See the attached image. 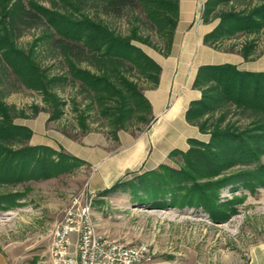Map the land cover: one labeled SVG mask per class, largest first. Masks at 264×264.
Listing matches in <instances>:
<instances>
[{
    "label": "trees",
    "instance_id": "16d2710c",
    "mask_svg": "<svg viewBox=\"0 0 264 264\" xmlns=\"http://www.w3.org/2000/svg\"><path fill=\"white\" fill-rule=\"evenodd\" d=\"M98 1L105 15L135 14L128 35L115 33L101 19L76 18L34 0L26 6L22 0H0V86L2 79L12 76L13 83L39 92L52 107L49 119L56 120L62 113V104L53 88L69 80L80 83L91 105L97 106L116 133L129 130L133 119L149 121V102L125 74L135 72L153 88L158 83L160 67L132 42L167 56L178 21L179 0ZM214 20L218 22L204 35L203 44L237 53L245 61L264 53V0L253 4L252 0H205L202 21ZM38 26L43 29L42 36L24 51L15 42L17 33ZM139 27L153 32L163 49L149 36H140ZM240 37L245 38L242 43L226 46ZM38 41L49 44L55 56L62 58L66 68L63 74L47 75L33 54ZM81 63L93 66L95 71L81 67ZM193 87L201 97L189 104L185 119L200 133L209 134V141L188 140L190 146L185 152L171 151V160L181 158L178 169L161 164L155 170L114 183L102 194L128 193L133 203L146 204L151 209L200 206L212 220L226 222L235 214L233 206L239 200L220 202L221 188L240 184L253 191L264 187V164L259 163L264 154V72L242 71L231 64L204 65L198 68ZM1 95L0 90V185L49 179L79 162L50 147L30 145L31 129L14 123L16 118L29 116L5 102ZM33 109L38 112L36 107ZM230 114L248 122L238 127L226 120ZM78 120L87 131L85 118L80 115ZM252 164L255 166L225 174L237 165ZM14 199L0 198V204L14 205Z\"/></svg>",
    "mask_w": 264,
    "mask_h": 264
},
{
    "label": "rangeland",
    "instance_id": "374dc122",
    "mask_svg": "<svg viewBox=\"0 0 264 264\" xmlns=\"http://www.w3.org/2000/svg\"><path fill=\"white\" fill-rule=\"evenodd\" d=\"M28 1L30 0H22L23 5H28ZM34 1L76 18L88 16L93 20L101 19L115 33L123 36L130 33L136 18L131 12L121 17L105 15L101 11L102 3L98 0ZM198 1L197 16L202 12L203 0ZM255 2L256 0H252V4ZM138 31L140 36H149L154 44L163 49L153 32L141 27ZM42 34L40 26L25 29L17 33L15 42L24 51H28L32 42ZM262 39L260 36V42ZM243 40L245 38L240 37L228 42L226 46L242 43ZM132 43L145 52L156 51L140 42ZM238 48L237 46L236 49ZM33 54L41 67L46 69L48 76L60 75L66 71L62 58L55 56L49 44L38 41ZM80 66L95 71L87 63H81ZM125 76L135 82L142 93L152 86L135 72L126 73ZM2 80L4 83L0 90L5 102L24 110L29 119H34L39 112L48 114L46 129L58 133L70 145L82 144L84 136L89 133H99L107 142H111L112 147H116L115 131L97 106L91 105V99L88 93L81 90L80 83L69 80L53 88L52 91L60 97L62 113L58 119L50 120L52 107L44 102L39 92L13 83L12 76L8 80ZM34 107L38 109L37 113L34 112ZM80 115L85 118L87 131L80 125ZM148 119L149 116L147 121ZM226 120L235 122L238 127L248 122V119L232 114ZM132 124L129 131L136 135V132L144 130L147 122L133 119ZM206 135L209 137V134ZM208 141L209 138L205 143ZM54 150L71 155L60 145ZM76 158L78 163L72 164L68 170L56 172L52 178L24 181L17 185H0L1 199L6 201L11 197L15 198L14 205L0 204V264H50V232L63 220L72 198L85 193L93 197L97 229L124 244H149L154 250V264H249L254 249L264 246V187H256L253 191L240 184L221 188L218 194L220 202L235 198L239 201L234 204L236 212L228 221L217 222L200 206L151 209L146 204L133 203L128 193H92L90 182L95 169L91 164ZM259 163L264 164V154ZM169 164L178 169L181 158L177 157ZM253 166L255 165H237L225 174Z\"/></svg>",
    "mask_w": 264,
    "mask_h": 264
},
{
    "label": "crops",
    "instance_id": "0c3cea01",
    "mask_svg": "<svg viewBox=\"0 0 264 264\" xmlns=\"http://www.w3.org/2000/svg\"><path fill=\"white\" fill-rule=\"evenodd\" d=\"M198 7V0H179L178 21L167 56L142 50L160 67L157 85L143 93L150 104V115L142 132L133 135L129 130L117 131L115 148L99 133H89L82 144L70 145L61 135L46 129L48 114L39 112L34 119L14 120L15 124L31 129L29 144L54 149L60 145L72 156L91 164L95 170L90 189L95 193L120 180L155 170L161 164L170 165V152H185L190 146L188 140L206 142L208 135L200 133L197 126L185 119L189 104L201 97V92L193 87L198 68L231 64L242 71L264 72V53L253 61H245L237 53L203 44L204 35L217 22L200 21ZM249 264H264V246L254 249Z\"/></svg>",
    "mask_w": 264,
    "mask_h": 264
},
{
    "label": "built area",
    "instance_id": "2783aa9c",
    "mask_svg": "<svg viewBox=\"0 0 264 264\" xmlns=\"http://www.w3.org/2000/svg\"><path fill=\"white\" fill-rule=\"evenodd\" d=\"M205 1H202L201 21ZM50 264H154V250L145 242L124 244L97 229L93 197L72 198L63 220L51 232Z\"/></svg>",
    "mask_w": 264,
    "mask_h": 264
}]
</instances>
